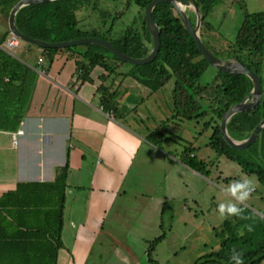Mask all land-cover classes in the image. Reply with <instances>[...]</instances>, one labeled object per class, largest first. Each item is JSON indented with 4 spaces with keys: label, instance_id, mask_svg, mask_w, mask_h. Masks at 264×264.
I'll use <instances>...</instances> for the list:
<instances>
[{
    "label": "crops",
    "instance_id": "0c3cea01",
    "mask_svg": "<svg viewBox=\"0 0 264 264\" xmlns=\"http://www.w3.org/2000/svg\"><path fill=\"white\" fill-rule=\"evenodd\" d=\"M7 30L6 17L0 12V45L9 37ZM14 51L16 56L12 55ZM7 53L26 65L35 77L16 127L22 130L14 135L16 143H11L16 129L0 130V233L5 235L0 245V264H42L49 258L43 212L54 200L41 184L51 182L65 161L60 246L54 264H150L145 255L147 242L160 233L168 199L196 202L199 187L195 186V178L200 179L199 175L184 163L169 160L161 146L146 140L136 128L115 120V110L102 109L97 87L102 84L99 77L106 74L99 66L90 69L88 80H80L76 78L74 57L67 52L55 53L45 70L43 58L36 63L41 57L39 47L28 48L21 42ZM128 78L123 79L116 113L135 108L127 88L140 86L145 91ZM118 87L115 80L108 84V88ZM211 169L208 175L231 182V176L215 175ZM205 182L217 186L215 181ZM212 204V214L218 213V205ZM250 206L245 209L248 213L258 211ZM208 210L210 207L205 213ZM195 218L192 214L189 219ZM199 227L195 221L186 229L195 233ZM201 229L195 238H199ZM198 245L200 251L189 248L187 260L193 258V262L218 248L217 242L210 246L206 240ZM157 252L152 259L162 264ZM257 264H264V258Z\"/></svg>",
    "mask_w": 264,
    "mask_h": 264
},
{
    "label": "trees",
    "instance_id": "16d2710c",
    "mask_svg": "<svg viewBox=\"0 0 264 264\" xmlns=\"http://www.w3.org/2000/svg\"><path fill=\"white\" fill-rule=\"evenodd\" d=\"M16 1L0 0V12L7 16L10 7ZM149 1L124 0L126 5L132 2L138 8V27L136 29L132 23L116 38L110 37L111 24L103 32L95 29L87 31L77 27L74 12L77 7H80L78 4L81 0H50L26 4L15 11L13 22L20 33L30 38L44 42H58L80 37H97L107 40L125 55L139 58L146 55L151 47L150 34L145 26L142 12ZM213 1L194 0L199 13V27L209 28L204 16ZM241 6L243 7L242 4ZM183 12L193 26L195 17L192 9L185 6ZM151 17L159 35L157 53L151 61L141 65H131L121 75L130 77L151 90L157 89L167 77L172 75L174 81L171 88V103L175 116L178 118H196L202 114L198 100L207 102V110L214 118L207 145L217 155H222L237 164L243 172L255 175L264 188V125L258 131L256 139L243 149L229 147L218 130L219 119L223 112L249 92L250 80L242 73H226L215 69V75L210 83L196 84V79L208 64L196 49L177 11L169 2H160L153 6ZM25 46L36 47L28 43H25ZM40 50L44 59L42 65L44 70L50 65L52 56L57 52H67L74 57L76 78L80 80H88V73L93 66H99L108 76L118 65L117 61L121 62L105 48L96 44H79L63 48L45 47ZM104 51L109 53L112 59L105 56ZM224 58H232L240 62L253 71L260 80L261 97L258 103L250 109L231 114L225 122L228 136L234 140H243L264 115V12L243 10L242 20ZM103 76L99 77L100 81L103 80ZM34 77V72L30 71L26 65L0 49V130L16 129L28 103ZM97 92L100 105L114 111L115 94L108 92L102 84L98 85ZM181 156L186 158L184 163L188 167L200 173H207L206 162L192 159L194 155L190 148L183 151ZM66 169L67 161L56 171L51 182L41 184L53 194L54 200L43 212L45 224L43 231L48 235L51 245L49 243V258L42 264H54L56 249L60 246L59 234ZM232 217L234 223L230 219H224L221 222L218 248L196 257L191 264H234L230 261L233 248L242 252L244 264H257L264 258V218L255 214L252 217L250 215V219L244 217V220L237 216ZM240 222H243V231L237 234L236 229L239 227L237 224ZM249 226L252 227V231H248ZM0 228H2L1 225ZM219 232L216 234L219 235ZM162 236L163 232H160L148 241L145 255L150 264H158L149 254L154 243ZM4 237L5 235L0 233V245Z\"/></svg>",
    "mask_w": 264,
    "mask_h": 264
},
{
    "label": "rangeland",
    "instance_id": "374dc122",
    "mask_svg": "<svg viewBox=\"0 0 264 264\" xmlns=\"http://www.w3.org/2000/svg\"><path fill=\"white\" fill-rule=\"evenodd\" d=\"M78 5H80V7H77L74 13L77 20V27L80 29L87 31L95 29L99 32H103L111 24L110 37L116 38L121 35L128 25L133 23L136 29L138 27V8L132 2L126 5L124 0H81ZM243 10L247 12H264V0H214L210 5L209 10L204 16V20L209 24V28L204 29L200 26L198 35L202 44L215 57L225 59L224 56L229 50L242 20ZM188 13L190 14V12ZM12 55L16 56V51H14ZM104 55L112 59L110 57L111 55L106 51H104ZM42 58L41 55V59ZM117 63L118 65L114 68V71L110 72L107 77H105V75V78L102 80V84L103 86L106 85L107 91L115 94V113L116 110L118 111L117 100L123 92L122 86H124L125 82L123 80L124 76L121 74L126 71L128 67L134 65L124 61H117ZM214 75L215 69L207 65L198 76L195 83L198 85L208 84L212 81ZM112 80L119 83L121 87L116 89L108 88V84ZM173 81L174 77L170 75L167 77L166 81L155 90H151L141 84L139 85L143 86L145 91H142L143 88L140 86L127 88L126 90L131 96L130 100H133L131 103L135 105V108L128 109V111L124 113H112V117L130 128H136L135 131L145 136L146 140L156 143L159 147L161 146L163 151L168 154L169 160H177L180 163L186 162V158L182 157L181 154L183 151L190 148L194 155L192 159L206 162V169L212 167L210 172H214L215 175L231 176L228 179L231 182L239 180L244 176L252 178L255 183V190L245 202L247 203L246 206L240 205L244 209L242 215L243 217L249 215L250 218V215L252 217V215L255 214L258 217L264 218V188L259 184L255 175L243 172L237 164L226 159L222 155H217L207 145L214 121L213 116L207 110V102L198 100L200 112L202 114L196 118L184 119L175 116L171 103V88ZM102 109L106 111L105 107H102ZM184 165L186 164L184 163ZM188 168L193 170L190 167ZM195 172L200 177V179L195 178L197 179L195 181V186L199 187L198 196L195 197L196 202L190 200L185 202V200L181 199L178 201L168 199V209L167 207L164 208L160 220L161 225L159 231L163 232L164 235L166 232L168 234L164 241L160 242L163 238L162 236L160 240L154 243L149 254L151 258H155L154 252L158 249L157 256L162 264H191L193 258L187 260L189 248L195 247L200 251L201 247L198 244L204 242V240H206L207 244L210 246L215 242H217L219 246L221 234L219 231L222 229L221 221L225 218H221L217 212H213L212 214L214 205L212 203L219 205L220 203L231 201L228 196L225 195L224 191H222V189L226 188L231 182L229 183L227 181L225 183L220 179H215L213 176L208 175V171L206 174ZM204 179L212 183L214 181L217 182V186L220 188H217V186L212 187L210 183L207 185ZM250 205L255 207L258 211L251 212L250 214L245 213V211L249 212L245 209L251 208ZM206 207H210V210L205 213ZM200 211L202 212L200 213ZM192 214L197 216V218H195L196 220L193 219L191 221L189 219L192 218ZM226 219H230V221L234 223L232 216ZM242 219L243 218H241V220ZM195 221H198L201 225L199 229L202 228V234L200 233L199 238H195V235L199 233V229H197L195 233L192 230L186 229L187 225ZM242 223L243 222L237 224L239 226L238 229H236L237 234L242 233ZM173 232L174 234L171 235ZM217 232H219V235H217ZM257 239H259V237H257ZM172 242L178 243V245L172 246ZM184 242L186 245L182 250L179 246ZM143 258H145V255ZM142 263L147 264L145 261Z\"/></svg>",
    "mask_w": 264,
    "mask_h": 264
},
{
    "label": "water",
    "instance_id": "95a60500",
    "mask_svg": "<svg viewBox=\"0 0 264 264\" xmlns=\"http://www.w3.org/2000/svg\"><path fill=\"white\" fill-rule=\"evenodd\" d=\"M50 0H17L9 9L6 22H7V29L9 34L17 37L21 42L28 43L34 45L39 48H63L69 46H75L79 44H96L100 45L101 47L105 48L111 54H113L116 58L120 61H124L130 64H143L151 61L155 54L157 53L159 47V35L157 31V27L154 24L152 17H151V10L154 5L160 2H169L173 8L177 11L179 17L181 18L185 28L187 29L188 34L193 40V43L198 50L201 57L206 61L208 65L213 67L216 70L226 72V73H242L244 74L251 82V88L249 92L237 103L229 106L221 115L218 123V130L220 133L221 138L223 141L231 148L234 149H243L249 144H251L257 137L258 131L264 125V115L259 119V121L254 125L251 129L247 137L243 140H234L231 139L225 129V122L228 117L235 113L242 110L252 108L261 97V85L258 76L251 71L250 69L243 66L240 62L235 61L232 58L229 59H220L215 57L210 51L206 49V47L202 44L199 35H198V28H199V13L196 7L194 0H150L144 6L142 12L144 16V23L145 26L150 34L151 38V47L149 52L139 58H133L125 55L117 48H115L112 44H110L107 40L97 38V37H80L76 39H70L66 41H58V42H44L42 40L34 39L25 36L24 34L20 33L14 26L13 22V15L15 11L26 4L31 3H43ZM185 6H188L192 9L194 13V24L193 26L190 24L188 17L184 14L183 9Z\"/></svg>",
    "mask_w": 264,
    "mask_h": 264
},
{
    "label": "clouds",
    "instance_id": "9594fccd",
    "mask_svg": "<svg viewBox=\"0 0 264 264\" xmlns=\"http://www.w3.org/2000/svg\"><path fill=\"white\" fill-rule=\"evenodd\" d=\"M255 190V183L250 177H242L239 180L232 181L226 188L222 189L225 195L231 198V201L220 203L217 211L221 218L231 216L243 217L244 209L240 206L244 204ZM248 231H252V227H248ZM230 261L234 264H244L242 252L236 251L235 248L231 250Z\"/></svg>",
    "mask_w": 264,
    "mask_h": 264
},
{
    "label": "built area",
    "instance_id": "2783aa9c",
    "mask_svg": "<svg viewBox=\"0 0 264 264\" xmlns=\"http://www.w3.org/2000/svg\"><path fill=\"white\" fill-rule=\"evenodd\" d=\"M19 44H20V40L17 37L9 34V37L6 38L5 42L3 44H1L0 47H1V49L5 50L6 52H12L13 49L15 47H17ZM40 62H41V57H38L36 60V63L38 64ZM36 71L40 72L39 69H37ZM99 109H101V106H99ZM21 132H22L21 129H16L14 131V133H12V136H11V143L12 144L16 143V138L14 137V135L16 136L17 134H19Z\"/></svg>",
    "mask_w": 264,
    "mask_h": 264
}]
</instances>
